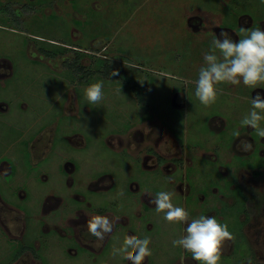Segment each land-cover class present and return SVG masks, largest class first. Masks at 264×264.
<instances>
[{
	"label": "rangeland",
	"instance_id": "obj_1",
	"mask_svg": "<svg viewBox=\"0 0 264 264\" xmlns=\"http://www.w3.org/2000/svg\"><path fill=\"white\" fill-rule=\"evenodd\" d=\"M225 4L226 0H0V8L11 7L25 23L20 30H33L51 42L72 44H61L68 47L62 51L45 47L57 55L47 57L32 41L33 33L28 36L0 28V57L13 66L9 77L0 78V198L28 213L31 226L39 232L46 223L43 226L35 216L44 196L54 191L67 198L85 193L86 202L95 208L102 204L111 180L107 193L114 198L105 196L103 200L108 199L106 204L109 198L115 201L108 206L109 211L125 218L103 254L88 259L69 256L67 248L75 247L57 242L51 247L53 252L45 251L51 264H123L124 259L114 257L112 249L120 247L128 235L149 237V248L157 260H184L186 251L173 247L172 241L186 234L187 225L167 222L153 204L140 206L139 196L146 202L155 198L154 192H171L173 204L193 218L196 205L190 191L196 185L198 193L202 187L210 192L219 188L223 163L220 141L227 138L231 142L233 131L239 129L257 136L255 130L240 124L251 108L248 96L255 88L221 83L216 102L207 106L194 94L199 69L204 66L203 54L211 49L215 35L210 27L226 24L227 18L235 20L234 13L228 14L230 10L237 13L238 27L252 25L244 28L247 30L260 28L254 23L264 20V0ZM194 12L212 15L201 30L187 25ZM230 26L238 40L246 35L236 25ZM104 57L115 68L138 72L134 79L139 80L140 100L122 78L100 72ZM98 81L103 82V99L90 104L85 89ZM256 88L264 89V85ZM147 122L160 135L180 142L181 151L191 160L189 174L180 170L170 179L135 166L128 142L118 149V136L125 138L124 133L131 134ZM33 138L38 140V150L54 141L57 151L49 152L45 159L35 157ZM4 162L11 166L5 177L1 173ZM68 164L73 165L72 171ZM88 182L93 192L99 190L92 198L84 187ZM95 211L87 215L97 216ZM110 213L105 216L112 219ZM18 224L12 233L23 231ZM2 234L7 235L0 230V252L5 255L10 242Z\"/></svg>",
	"mask_w": 264,
	"mask_h": 264
},
{
	"label": "flooded vegetation",
	"instance_id": "obj_2",
	"mask_svg": "<svg viewBox=\"0 0 264 264\" xmlns=\"http://www.w3.org/2000/svg\"><path fill=\"white\" fill-rule=\"evenodd\" d=\"M232 2L233 0H226L224 6H230ZM195 13L198 14L195 15ZM229 13H234L235 20L233 19L232 21V19H230L229 21V18H227ZM0 14L2 15V17H0V28L16 31L28 36L33 33V30H31V32L20 30L25 26V23L21 22V18L12 12L11 7H7L6 5V7L0 8ZM206 14L203 16V14H199V12L191 13L187 25L201 30V28H203L202 25H207L205 20H207L209 16L212 17L210 13L206 12ZM228 14H220L219 16L227 18L228 21L226 24L223 25L222 22H219L212 25L210 28L213 29L215 35H218L221 31H227L234 40H238L237 33L230 25H236L235 27L238 30L252 25H239L238 27L236 11L230 10ZM249 22L252 23L251 20H249ZM254 25H259L260 28L264 30V20L258 21L254 23ZM85 27H87V25ZM27 29L29 30L30 28L28 27ZM32 36H35L32 38V41L39 44L40 52L47 57H49V55L45 53V50L48 51V49L45 47L52 46L56 51H62L68 47H62L64 45L61 44L72 45L71 43L65 41L61 42L60 40H52L54 42H51L49 41L51 39L46 40L45 37H41L34 33ZM32 36H30V38ZM56 56L57 55L54 57ZM0 59H2L0 60V78L6 79L12 74L13 66L7 58L0 57ZM101 60L103 69L100 70V72L110 75L105 67L108 58L104 57V60ZM76 61L77 60H75V63ZM119 70L121 75L118 76V78H122L125 83L136 92L138 100H140L138 96V90L140 89L138 85L139 80L134 79V77H136L135 74L138 72L126 71L124 67H119ZM84 74L86 75L87 71H85ZM129 79H131L130 81L133 80V83L130 82ZM130 83H135L137 86L134 85L131 87L129 85ZM250 92V96L247 95L249 101H251V98L254 97L257 92L264 94V89L255 88L251 89ZM148 123L149 122L141 124L138 129L131 134L124 133L126 135L125 138L116 136L118 139V149L124 141L128 142L133 149V162L135 166L145 167L153 173L158 171L159 174L162 173L170 179L180 170L186 169L189 174V164L191 160L188 159L185 152L181 151L179 146L180 142L173 136L160 135L154 125ZM146 125L150 126L149 130ZM239 130L240 136L236 137L233 135L232 137L234 138L231 142H229L227 138L220 141L222 142V144L220 143V148L223 151V163L220 165L221 180L219 181V188L210 192L204 190L206 188L202 187L200 188L201 192L198 193L199 190L197 191L196 188H198V186L196 185V190L192 189L190 191L189 196L192 198L194 197V203L196 205L193 218H198L200 215L214 216L219 222L228 225V229L232 233L234 239L225 242L222 248L220 264H264V138L259 136L255 137V135L247 133L244 129ZM244 140L252 143L253 147L250 151L243 150L242 141ZM37 141L38 140L34 138L31 141L32 154L35 157L45 159L49 152L57 151L53 149L56 148V143L54 141H51L49 146H45L41 151L36 148ZM143 150H145L146 153L142 154ZM148 165H150V167H148ZM1 166L2 175L4 177L8 176L11 173L10 164L4 162ZM72 168L73 165L72 167L70 164L67 165L69 171H72ZM70 181H72V179ZM79 183L83 184V181ZM111 185L110 180V185L106 189V195L104 193V195H102V204L99 205V203H97V208H94L92 202H86L85 193L67 198L60 196L57 191H54L52 194L44 196L41 201L39 212H37L38 215L35 216L42 222L43 226L44 223H46L39 232L35 231V227L31 226L28 213L21 211L6 200L0 198V230L7 235L5 236L2 234L4 240L7 239V241L10 242V248L6 249L7 252L5 255H2L0 252V264H51V260H49L45 251L49 249L53 252L54 245L58 243L64 245L67 242L71 243V247H75L73 249L67 248L68 252L66 253L69 256L83 255V258L88 259L93 258L94 254H103L111 247L113 236L118 232L120 223L125 220V218H120L109 211L110 205L115 202L112 200L114 198L113 194L107 193L111 191ZM84 187L88 188V192L91 193V198L96 192L99 194V190H94L93 192L91 182L86 183ZM80 188L82 190L79 192H84L81 185ZM140 191L141 190L138 192ZM193 191L196 192L194 195L191 194ZM154 194L156 195L155 192ZM105 196L106 198L109 196L112 198L111 200L109 198L107 204L104 201L108 199L103 200ZM139 198L142 200V203H139L140 206L144 207L147 204V208L152 207L150 203L152 199H150V197L149 199L147 198L146 202H144L145 200L140 196ZM6 208L14 209L19 213L13 215L11 212L8 213L7 210H5ZM92 209H95V214L100 216H105L111 212V218L115 221L112 232L108 234L103 241L97 240L87 230V221L90 219L87 213ZM2 220L3 223H1ZM18 222L20 223L18 224ZM49 222H51V225ZM16 223L23 228V231L20 233H12ZM44 233L47 235L51 234L52 236L44 238ZM52 246L53 248H51ZM42 251H44V253ZM183 258L184 260L180 261L177 258L170 262H165V259L164 261L157 260L156 255L152 253L151 256L145 257L142 264H198L187 251ZM123 264H131V262L124 259Z\"/></svg>",
	"mask_w": 264,
	"mask_h": 264
},
{
	"label": "clouds",
	"instance_id": "obj_3",
	"mask_svg": "<svg viewBox=\"0 0 264 264\" xmlns=\"http://www.w3.org/2000/svg\"><path fill=\"white\" fill-rule=\"evenodd\" d=\"M240 31L246 35L239 40H234L227 31L214 35L211 49L203 54L204 66L199 69L194 92L201 104L207 106L216 102L217 85L221 83H243L249 88L264 85V30L241 28ZM111 75L117 76L119 73L114 70ZM103 95L102 81L85 89V98L90 104H99ZM262 122L264 94L257 92L251 98V108L240 124L252 128L257 136L264 138ZM233 135L239 137L240 132L234 130ZM242 144L244 151H250L253 147L247 140L242 141ZM172 197L173 193L160 191L150 203L155 206L157 214L164 213L163 218L167 222L187 225L186 234L172 241L173 247H180L190 253L198 264H220L225 242L234 239L228 225L219 222L214 216L190 218L188 211L173 204ZM114 223L113 219L106 216H93L87 221V230L97 240L103 241L112 232ZM150 243L149 237L141 239L128 235L120 247L113 246L112 255L120 256L131 264H142L145 257L152 255Z\"/></svg>",
	"mask_w": 264,
	"mask_h": 264
},
{
	"label": "trees",
	"instance_id": "obj_4",
	"mask_svg": "<svg viewBox=\"0 0 264 264\" xmlns=\"http://www.w3.org/2000/svg\"><path fill=\"white\" fill-rule=\"evenodd\" d=\"M45 53L47 54V55H49V56H55L56 55V52L55 51H47V50H45ZM109 60V59H108ZM107 60V61H108ZM106 62V61H105ZM109 62V61H108ZM107 62V65L105 66L106 67V69L108 70V74H110L111 75V73L115 70V71H117L118 73H119V75H117V76H120L121 74V72H120V70H119V67H117V68H115V67H113L111 64H110V62L108 63ZM103 64V63H102ZM131 87L132 86H134V84H129Z\"/></svg>",
	"mask_w": 264,
	"mask_h": 264
}]
</instances>
